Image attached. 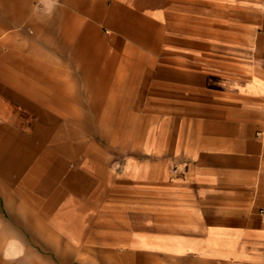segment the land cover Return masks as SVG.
<instances>
[{"label": "crops", "instance_id": "1", "mask_svg": "<svg viewBox=\"0 0 264 264\" xmlns=\"http://www.w3.org/2000/svg\"><path fill=\"white\" fill-rule=\"evenodd\" d=\"M0 264H264V0H0Z\"/></svg>", "mask_w": 264, "mask_h": 264}]
</instances>
